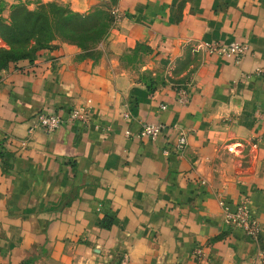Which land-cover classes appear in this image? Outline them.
<instances>
[{"label": "crops", "instance_id": "crops-1", "mask_svg": "<svg viewBox=\"0 0 264 264\" xmlns=\"http://www.w3.org/2000/svg\"><path fill=\"white\" fill-rule=\"evenodd\" d=\"M19 1L38 0H0V14ZM40 1L112 22L97 60L56 39L0 71V264H259L264 0ZM234 40L249 46L238 63L203 49ZM73 107L89 123L32 128L39 111ZM144 121L167 128L141 138ZM172 125L187 135L178 154ZM243 195L255 239L224 222Z\"/></svg>", "mask_w": 264, "mask_h": 264}, {"label": "trees", "instance_id": "trees-1", "mask_svg": "<svg viewBox=\"0 0 264 264\" xmlns=\"http://www.w3.org/2000/svg\"><path fill=\"white\" fill-rule=\"evenodd\" d=\"M10 11L9 21L0 14V38L5 43L0 47V71L19 59L32 60L39 50L48 48L56 39L77 45L83 52L82 57L97 60L101 55L100 44L112 22L106 9L78 13L57 1L38 0L34 9H29L27 2L19 1ZM110 225L109 218L102 219L103 228Z\"/></svg>", "mask_w": 264, "mask_h": 264}, {"label": "built area", "instance_id": "built-area-1", "mask_svg": "<svg viewBox=\"0 0 264 264\" xmlns=\"http://www.w3.org/2000/svg\"><path fill=\"white\" fill-rule=\"evenodd\" d=\"M113 17L115 21H118L122 14L118 10H113ZM204 51L209 55H215L221 58L229 59L234 63H238L249 52V46L242 41H230L228 43L210 41L203 43ZM177 101L182 104L188 103V93L186 86H179L176 90ZM127 115V114H125ZM90 121L89 108L88 107H73L69 110L66 118H63L56 112L39 111L34 118L32 128H40L45 132H53L59 129L63 124L69 122H80L87 124ZM176 132V141L173 146L175 153H180L187 144L186 132L179 126H171ZM167 125L160 122H147L144 121L140 124L138 137L156 139L162 135ZM31 130V129H30ZM162 152L166 155L169 154L167 148ZM225 217L224 222L230 227L239 229L246 236L250 238H257L260 233V224L257 218L252 214L250 208L249 197L243 195L234 204L232 210L224 206ZM194 253L199 256L202 253L201 248L197 247ZM259 264H264V253L261 252L257 256ZM121 264H126V259L122 260Z\"/></svg>", "mask_w": 264, "mask_h": 264}, {"label": "rangeland", "instance_id": "rangeland-1", "mask_svg": "<svg viewBox=\"0 0 264 264\" xmlns=\"http://www.w3.org/2000/svg\"><path fill=\"white\" fill-rule=\"evenodd\" d=\"M35 7H36L35 4H34V5H33V4H30V6H28L29 9H31V8L34 9ZM2 9H4V8L1 7L0 11H2ZM103 9L105 10V8H103ZM10 10H11V8H9V11H8V12L5 11L6 18L3 17V18H4L5 20H7V21L10 20V12H11ZM0 40H2V39L0 38ZM1 44H2V45H1ZM2 46H5V43H4L3 40H2V43H1V41H0V47H2Z\"/></svg>", "mask_w": 264, "mask_h": 264}]
</instances>
